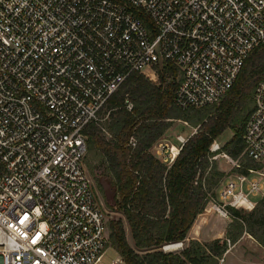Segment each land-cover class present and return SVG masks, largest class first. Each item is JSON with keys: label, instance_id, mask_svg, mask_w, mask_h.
<instances>
[{"label": "built area", "instance_id": "built-area-1", "mask_svg": "<svg viewBox=\"0 0 264 264\" xmlns=\"http://www.w3.org/2000/svg\"><path fill=\"white\" fill-rule=\"evenodd\" d=\"M261 47L264 0H0V264H99L109 220L87 173L88 126L146 68L177 70L178 109L219 105ZM253 103L244 154L264 165V77ZM223 147L211 145V167L241 169ZM247 172L205 190L206 209L243 223L231 210L264 197L263 172Z\"/></svg>", "mask_w": 264, "mask_h": 264}, {"label": "trees", "instance_id": "trees-1", "mask_svg": "<svg viewBox=\"0 0 264 264\" xmlns=\"http://www.w3.org/2000/svg\"><path fill=\"white\" fill-rule=\"evenodd\" d=\"M165 74L173 78L178 76L177 70L172 67L158 71L161 80H164ZM263 77L264 47H261L253 51L228 95L215 108L214 114L198 124L197 133L189 138L170 166L162 163L150 150L168 128L165 122L171 118L178 84L173 91L163 92L160 87L154 88L150 105L136 107L132 113L125 105V89L135 87L137 91L141 88L145 77L138 73L110 99V108L122 115L119 124L123 138L121 144H127L135 132L133 124L137 117L134 114H140L143 118L138 131L144 132L146 140L144 144L138 142L133 151L119 142L107 140L93 123L88 126L85 131L88 153L98 149L113 163L116 192L120 198L119 209L127 219L137 248L129 244L123 222L112 221L111 244L124 264H205L226 253L230 231L226 241L216 240L204 245V251L200 244L175 254L159 248L181 244L186 240L196 218L206 209L208 201L205 190L212 191L213 180L225 176V173L217 170L215 164L211 167L208 160L210 147L228 129L233 132V137L224 145L223 150L233 159L247 158V162L237 171L247 174V169H259L258 164L244 154V134L253 112L249 110V103L253 101L255 87ZM244 112L247 115H243ZM160 124L163 125L162 129L157 128ZM261 204L262 209H255L248 219L244 212L231 210L234 216L243 221L234 220L231 224L245 225L249 222L247 232L264 246V200Z\"/></svg>", "mask_w": 264, "mask_h": 264}, {"label": "rangeland", "instance_id": "rangeland-1", "mask_svg": "<svg viewBox=\"0 0 264 264\" xmlns=\"http://www.w3.org/2000/svg\"><path fill=\"white\" fill-rule=\"evenodd\" d=\"M144 79L141 88L137 91L134 88H126L125 92L129 95H125L126 99L128 98L133 104L134 108L136 107H146L150 105L153 99L154 88H161L162 91L170 90L173 91L175 86L178 84L179 80L177 78H173L168 74H165L164 80L160 79V76L157 75L158 72L153 73L150 68L144 69ZM221 104V103H220ZM219 104V105H220ZM219 105L200 109V110H187L183 111L178 109L176 106H172L171 108V118L167 119L165 125H168L167 130L164 131L161 138H159L153 147L151 148V153L160 159L163 163V159L165 156L171 153L172 146H179V142L177 138L179 136H184L185 138L192 137L196 134L199 123L205 122L209 115L214 114L215 108ZM254 103L251 101L249 103V110L253 111ZM132 113L134 111H131ZM243 115H247V112L243 113ZM121 113L117 112L114 109H111L109 104L101 111L98 120L93 124L95 127L106 137L109 141L119 142L122 143V136L119 132L120 129V121H121ZM137 117L136 121L133 124L135 127V132L132 136H135L139 144H144L146 137L144 132L138 131L140 125L143 123V118L140 114H134ZM158 129H162L163 125L160 124L157 126ZM233 137V132L228 129L221 137L217 139L218 143L224 146L228 141H230ZM123 145V144H121ZM127 144L123 145L126 146ZM163 149V150H162ZM160 152V156L157 153ZM239 165H244L247 162V158L239 157L234 159ZM165 164V163H164ZM217 170L220 172L225 173L221 179L216 177L213 180L214 185H211L212 191H216L219 186L220 181H226L230 176L234 173H237V168L233 167L231 164L227 163L225 160H219L214 163ZM169 165V164H166ZM170 166V165H169ZM259 166V171L263 172L264 174V165ZM86 167L88 176L92 182L94 191L96 193L98 202L106 211L108 220H109V235H111L110 231V223L112 221H122L126 231V237L129 244L137 250L135 247V242L132 237L131 229L128 225L126 217L119 209V196L116 192V177L113 171V163L110 161L109 158H105L101 151L96 149L92 153H88L86 157ZM257 176V175H254ZM259 177V176H257ZM259 181L264 186V178H259ZM264 200V197L258 198V204L256 209L261 210L263 204L261 201ZM255 210L252 212H244L246 218L248 219L251 213H254ZM204 214L202 217L206 218V221L214 227H224L226 222L222 220L219 222V218L217 217V213L212 211L210 207L203 211ZM226 220V219H225ZM229 221V220H226ZM231 222V221H229ZM246 222L245 225L239 224H230L228 230L230 231V235L228 236L229 241L227 242L228 250L223 256L212 258L205 264H264V246H262L252 235H250L248 230V224ZM223 229V228H222ZM218 234V233H217ZM227 236H225L220 241H226ZM213 242H189L184 241L180 244L179 248H174L171 250H166L170 245H164L159 248V250H163L167 253H180L186 248H196L200 244L202 246V251L205 250L204 245H209ZM118 260L117 264H124L123 259L120 257L119 253L112 247L111 238L109 239V244L106 249L105 254L103 255L101 262L99 264H111Z\"/></svg>", "mask_w": 264, "mask_h": 264}, {"label": "crops", "instance_id": "crops-1", "mask_svg": "<svg viewBox=\"0 0 264 264\" xmlns=\"http://www.w3.org/2000/svg\"><path fill=\"white\" fill-rule=\"evenodd\" d=\"M203 215L204 214H200L196 218L194 224L192 225L191 229L187 234L186 241H194L200 243L213 242L216 240H222L225 236H227V233L229 231L228 228L232 222L226 221L218 215L217 217L219 218V222H222L223 220L224 222H226V225L224 227H214V225L206 221V218L202 217Z\"/></svg>", "mask_w": 264, "mask_h": 264}, {"label": "bare ground", "instance_id": "bare-ground-1", "mask_svg": "<svg viewBox=\"0 0 264 264\" xmlns=\"http://www.w3.org/2000/svg\"><path fill=\"white\" fill-rule=\"evenodd\" d=\"M180 247V244H175V245H170L168 248L166 247V250H171V249H174V248H179Z\"/></svg>", "mask_w": 264, "mask_h": 264}, {"label": "water", "instance_id": "water-1", "mask_svg": "<svg viewBox=\"0 0 264 264\" xmlns=\"http://www.w3.org/2000/svg\"><path fill=\"white\" fill-rule=\"evenodd\" d=\"M167 246V245H166ZM166 246H164V247H166ZM163 250H164V248H163Z\"/></svg>", "mask_w": 264, "mask_h": 264}]
</instances>
